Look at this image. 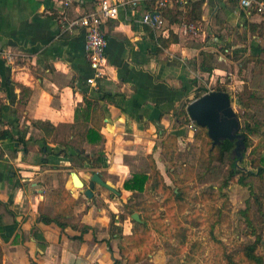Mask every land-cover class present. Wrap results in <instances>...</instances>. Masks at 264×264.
<instances>
[{"label": "crops", "instance_id": "obj_1", "mask_svg": "<svg viewBox=\"0 0 264 264\" xmlns=\"http://www.w3.org/2000/svg\"><path fill=\"white\" fill-rule=\"evenodd\" d=\"M96 1L71 0L68 17L91 11ZM184 2L172 0L157 9L142 0L140 6L127 5L117 17L106 20L102 24L105 75L92 86L86 82L91 68L85 29L61 24L59 0H0V133L10 136L0 138V202L9 210L0 220V264H115L114 259L119 260L118 238L111 235L106 209L90 208L79 220L70 211L56 220L63 200L55 188L63 187L73 199L79 190L71 186L72 162L53 153L62 148L55 139L74 140L79 151L84 143L89 148L102 145L98 165L85 162L90 172L77 175L83 188L94 172L113 183L111 176L99 171L109 161L114 175L123 177L120 188L114 187L119 194L110 191L119 196L125 190L123 182L132 175L126 155L141 157V149L146 151L148 143L152 146L171 131L173 119L181 123V108L188 98L194 99V89L205 77L199 70V52L216 55L221 46L230 48L236 31L249 40L264 41V18L243 10L239 0H201V21L193 24V32L181 21ZM146 11L159 13L163 24L144 23ZM225 31L222 42L219 34ZM216 70L215 66L212 71ZM103 95L110 100H98L103 111L102 139L88 143L85 133L90 123L76 118L75 108L85 99ZM42 213L53 220L39 219ZM57 221L67 225L61 228ZM83 224L89 226L86 231L81 230Z\"/></svg>", "mask_w": 264, "mask_h": 264}, {"label": "rangeland", "instance_id": "obj_2", "mask_svg": "<svg viewBox=\"0 0 264 264\" xmlns=\"http://www.w3.org/2000/svg\"><path fill=\"white\" fill-rule=\"evenodd\" d=\"M227 31L218 33L222 42ZM232 39L230 48L229 44L223 45L215 55L218 70L204 73V79L196 87L208 90L221 87L229 93L240 121V132L248 133L250 138L238 165L256 171L251 158L264 156V134L244 125H253L264 117V41L249 40L238 31ZM209 44H213L212 39ZM251 92L254 97L249 96ZM180 116L181 123L173 119L171 131L155 140L154 146L148 143L146 151L141 149V157L124 158L132 164L131 171L122 168L129 175L133 171L150 173L144 191L123 190L119 196H112L108 189L98 185L91 197L76 187L79 193L74 191L75 202L63 194L60 198L68 210L76 213L75 220L90 208L94 212L106 209L105 214L122 228L117 243L120 264H250L244 247L264 257V175H250L243 181L240 174L231 178V161L228 158L220 161L216 156L208 158L211 140L207 133L201 129L198 131L201 136L195 137L192 121L187 114L185 119ZM55 143L60 146L67 143L68 153L77 146L74 140L55 139ZM76 143L79 147L83 144L79 140ZM83 145L84 153L78 158L73 155L70 169L85 176L90 172L84 166L88 161L85 152L103 147ZM145 152L148 154L144 155ZM235 154L230 153L233 157ZM109 165V161L102 163L99 171L105 177L111 176L110 184L120 188L123 177L114 175ZM170 191L179 193V197L175 198ZM132 213H137L140 221L134 220ZM115 214L123 217L122 222Z\"/></svg>", "mask_w": 264, "mask_h": 264}, {"label": "trees", "instance_id": "obj_3", "mask_svg": "<svg viewBox=\"0 0 264 264\" xmlns=\"http://www.w3.org/2000/svg\"><path fill=\"white\" fill-rule=\"evenodd\" d=\"M183 7H185V11L181 14L182 17V22L184 24H196L199 25L200 24V17H201V0H185V2L182 5ZM251 26H255L254 24H251ZM254 32V31H253ZM173 40H176V38H173ZM253 55L255 54H251L250 57H254ZM215 59L217 60V58L215 57V53L212 51H206V50H201L199 52V70L201 72L204 73H210L214 68H215V64L214 61ZM252 60V59H251ZM249 60V61H251ZM195 83V81H194ZM216 90H225L224 88L221 87H216ZM208 89H205L203 87H195L194 89V95L193 98H197L200 95H202L203 93H205ZM250 97H254V92H251ZM100 99H108L110 100V96L108 95H103V96H99L97 98L92 97L91 99H85L84 100V104L80 107L75 108V117H81L84 120L89 121L90 126L87 128L86 133H85V140L88 143H97L102 139V135L100 134V127L102 125V118H103V111L102 108L99 106L98 104V100ZM190 101V100H188ZM245 106L247 105V102H244ZM178 115H183L186 117V112L184 108H181L180 112ZM193 123V122H192ZM39 125H43V123H39ZM245 128L249 129V127L254 130L255 132H259V130L261 131L262 134H264V117L259 118L258 120H256V122L253 123V125H249L247 123H245L244 125ZM201 129H204V132L206 134V128L205 127H201L196 125L195 123H193V130L192 133L193 135L196 137H198L199 133L198 131H200ZM198 133V134H196ZM245 135L244 138V145L243 148H241L239 150V153H236L235 156H231L230 153L233 150L235 144L234 141L228 140V139H224L222 140L219 144H215V145H211V141H210V146L208 148V158H212L214 156H216L217 159H219L220 161H223L224 158H228L231 161V171L229 176L232 178L234 177L236 174H240L239 175V179L241 181H243L244 178H246L247 176L250 175H257V176H263L264 175V156L260 155L258 158H251V166L253 168L256 169V171H254L252 168L251 169H247L244 167H241L238 165V162H242L243 158H244V149L249 146V134L248 133H243ZM207 135V134H206ZM201 135H199L200 137ZM5 137H10L8 133H6L5 131H2L0 133V138H5ZM67 143H62V148L58 151L53 152L55 155L59 156V155H63V157L69 159L70 161L72 160V158L75 157H80L82 156V154L84 152L79 151L74 149V151L72 153H68V150L66 149L68 146L66 145ZM254 150V149H253ZM252 150V151H253ZM92 155H84L88 161V165H92V166H96L98 165V163L101 161V157H102V152L101 150L98 151H91ZM74 155V156H73ZM84 161V160H83ZM239 162V163H240ZM150 181V173L148 172H142V171H135L132 173L131 177H129L128 179H126L123 184L122 187L125 190H131V191H144L146 189V185L147 183H149ZM172 195H174L175 198L179 197V193L174 192V191H170ZM55 193L58 194H63L67 197H69V199L71 200V202H75V200L70 196L69 192L62 188H56L55 189ZM61 207L56 210V220L58 218H61L62 216H64V214L69 213L70 210H68L67 206L65 203H60L59 204ZM39 210H41V207H39ZM9 213V210L7 208L6 203L0 202V220H3L4 215H7ZM39 219H42L44 221H51L53 220V218L47 216V214L42 213L41 215L38 216ZM119 222H122L123 217L119 216L118 218ZM57 223L59 224V226L64 227L65 225H67V222H59L57 221ZM110 225H111V235H115L117 238H120V233H121V227L118 226L115 223V220L110 219ZM75 227L77 225H74ZM89 228V226L87 225H82L81 230L82 231H86ZM108 246H109V250H111V245L110 242L108 240ZM119 249V248H118ZM244 255L245 258L247 259V261L250 264H264V257L261 254L256 253V251L254 249H250L248 247H244ZM114 263L118 264L119 260L114 259Z\"/></svg>", "mask_w": 264, "mask_h": 264}, {"label": "built area", "instance_id": "obj_4", "mask_svg": "<svg viewBox=\"0 0 264 264\" xmlns=\"http://www.w3.org/2000/svg\"><path fill=\"white\" fill-rule=\"evenodd\" d=\"M142 0H97L94 8L76 18H70L66 9L71 4V0H59L63 10L61 11L60 22L69 29L83 27L85 29V51L86 57L91 68V75L86 78L89 85L95 86L97 81L105 75V48L106 37L102 29V24L108 20L117 17L119 9L140 6ZM155 4L157 9L164 8L172 0H148ZM185 1V0H176ZM240 7L249 13H255L264 18V0H239ZM154 9V10H157ZM144 23L161 26L163 18L159 13L144 12L142 16ZM190 32L196 28L193 24H187L185 29ZM186 29V30H187Z\"/></svg>", "mask_w": 264, "mask_h": 264}, {"label": "water", "instance_id": "obj_5", "mask_svg": "<svg viewBox=\"0 0 264 264\" xmlns=\"http://www.w3.org/2000/svg\"><path fill=\"white\" fill-rule=\"evenodd\" d=\"M185 111L193 123L206 128L212 146L228 139L234 141L235 144L232 153H239V150L243 148L245 135L240 132V121L232 107L231 98L227 91L209 90L189 101L185 105ZM70 176L71 179L73 176L78 177L74 171H71ZM78 179L80 178L78 177ZM96 183L113 193L119 194V191L104 181L97 172L92 173L85 188H83L84 182L80 179V187L78 188H83V193L87 197H91L92 189ZM132 218L140 221L137 213H132Z\"/></svg>", "mask_w": 264, "mask_h": 264}, {"label": "bare ground", "instance_id": "obj_6", "mask_svg": "<svg viewBox=\"0 0 264 264\" xmlns=\"http://www.w3.org/2000/svg\"><path fill=\"white\" fill-rule=\"evenodd\" d=\"M71 186L72 188L80 187V179H78L76 176H73V179H71Z\"/></svg>", "mask_w": 264, "mask_h": 264}]
</instances>
